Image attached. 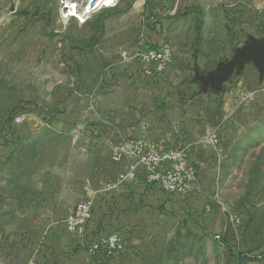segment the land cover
Instances as JSON below:
<instances>
[{"label": "rangeland", "instance_id": "374dc122", "mask_svg": "<svg viewBox=\"0 0 264 264\" xmlns=\"http://www.w3.org/2000/svg\"><path fill=\"white\" fill-rule=\"evenodd\" d=\"M86 1L0 0V264H264V60L232 65L264 47V0H117L86 22L66 9ZM164 45L158 74L146 54ZM160 84L191 85L176 113L198 190L118 230L128 251L92 256L66 212L88 178L124 170L110 117L158 113Z\"/></svg>", "mask_w": 264, "mask_h": 264}, {"label": "built area", "instance_id": "2783aa9c", "mask_svg": "<svg viewBox=\"0 0 264 264\" xmlns=\"http://www.w3.org/2000/svg\"><path fill=\"white\" fill-rule=\"evenodd\" d=\"M122 57L127 64L132 60L126 53ZM146 60L155 64V72L159 74L171 60L170 49L164 45L160 54H146ZM26 119L27 115L20 114L15 123L22 124ZM206 143L215 146L219 143V138L211 135ZM112 160L124 164L125 169L111 180H105L99 175L88 178L84 184L83 198L67 210L64 221L67 233L86 247L90 255L102 254L109 259L126 252L127 247L123 236L117 231L104 237L91 238L89 230L94 220L95 201L99 196L119 193L128 181L139 174L153 192L186 197L198 190V175L189 161L188 149L169 139H124L114 148Z\"/></svg>", "mask_w": 264, "mask_h": 264}, {"label": "crops", "instance_id": "0c3cea01", "mask_svg": "<svg viewBox=\"0 0 264 264\" xmlns=\"http://www.w3.org/2000/svg\"><path fill=\"white\" fill-rule=\"evenodd\" d=\"M128 64L124 62V65L129 67L127 69L128 72H135L138 69L131 68ZM141 74L140 72L139 75ZM160 87L163 91L169 93H166V99L159 105L158 113L149 116L132 114L123 118L110 117L113 120L112 122L115 123L112 125L113 127L109 128L111 139L117 141L120 138L137 139L143 137L154 141L169 139L177 145L188 144L189 140L186 138L184 125L186 118L176 112L189 104V98L191 97L189 96V87L191 85H187L188 91L185 93L187 95H180V89L170 88L168 85L166 88H163V84H160ZM96 131L99 133V130ZM176 199L162 192L150 191L145 184L144 177L139 174L135 179L128 181L119 193L114 192L107 196L101 195L96 199L94 220L89 234L91 238H95L96 236L104 237L113 231L119 232L118 230L122 227L128 230L130 225L137 224L138 218L144 214L149 205L153 207V211L151 212L156 213L159 206H173ZM77 244L79 248H83V250L87 249L84 246L81 247L78 242ZM125 244L127 247L129 242L125 240ZM127 249L130 248L127 247ZM83 250L79 254H82ZM101 255L99 254L98 256ZM50 261H52V258H50Z\"/></svg>", "mask_w": 264, "mask_h": 264}, {"label": "bare ground", "instance_id": "6f19581e", "mask_svg": "<svg viewBox=\"0 0 264 264\" xmlns=\"http://www.w3.org/2000/svg\"><path fill=\"white\" fill-rule=\"evenodd\" d=\"M117 0H87L82 10H78V5L66 2V7L70 9V15L82 22H86L93 11L113 6Z\"/></svg>", "mask_w": 264, "mask_h": 264}, {"label": "water", "instance_id": "95a60500", "mask_svg": "<svg viewBox=\"0 0 264 264\" xmlns=\"http://www.w3.org/2000/svg\"><path fill=\"white\" fill-rule=\"evenodd\" d=\"M242 55H248V56H251V57L258 58L260 60H264V47L261 48V49H256V50H245V51H242L240 54H237L235 56V58L232 61V65L236 64V60L238 59V57H240Z\"/></svg>", "mask_w": 264, "mask_h": 264}, {"label": "trees", "instance_id": "16d2710c", "mask_svg": "<svg viewBox=\"0 0 264 264\" xmlns=\"http://www.w3.org/2000/svg\"><path fill=\"white\" fill-rule=\"evenodd\" d=\"M128 251V250H127ZM106 260H109V258H105Z\"/></svg>", "mask_w": 264, "mask_h": 264}]
</instances>
